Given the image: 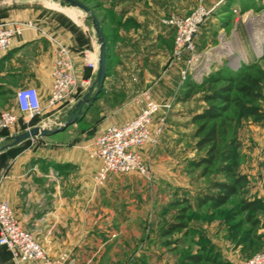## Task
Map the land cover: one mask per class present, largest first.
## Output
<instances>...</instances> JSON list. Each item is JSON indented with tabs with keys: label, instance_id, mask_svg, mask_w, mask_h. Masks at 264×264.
Listing matches in <instances>:
<instances>
[{
	"label": "crops",
	"instance_id": "obj_1",
	"mask_svg": "<svg viewBox=\"0 0 264 264\" xmlns=\"http://www.w3.org/2000/svg\"><path fill=\"white\" fill-rule=\"evenodd\" d=\"M174 7L172 0H124L115 7L123 18L118 32L108 36L101 24L107 45L103 86L81 110L76 104L87 91L71 101L47 107L51 67L56 43H60L70 50L77 76L90 78L92 86L99 55L92 27L81 25L74 11H63L73 21L37 18L30 12L8 14L5 19L35 21L37 26L13 38L9 49L0 53V95H11L8 110L18 113L14 93L19 88L34 87L42 106L39 125L53 128L80 114L76 123L95 122L98 135L107 126L134 118L141 106L137 105V95L147 86L154 101H167L175 92L180 65H170L166 43H172V32L161 20L174 15ZM127 17L140 28L131 24L126 28ZM180 96L176 98L178 104L188 102L179 101ZM77 124L25 140L31 141L16 152L11 150L20 144L1 152L5 155L0 157V200L8 203L21 227L31 233L49 257L66 255L65 264H172L174 258L167 257L169 248L111 244L116 237L130 235L129 223L144 212L157 213L164 205L132 197V183L116 175L95 188L92 177L100 163L89 158L95 137L71 133ZM32 127L35 125L20 121L14 130L21 132L15 135ZM122 190L126 196H120ZM213 248L223 264L241 263L242 259L223 253L217 244Z\"/></svg>",
	"mask_w": 264,
	"mask_h": 264
},
{
	"label": "rangeland",
	"instance_id": "obj_2",
	"mask_svg": "<svg viewBox=\"0 0 264 264\" xmlns=\"http://www.w3.org/2000/svg\"><path fill=\"white\" fill-rule=\"evenodd\" d=\"M76 1L86 6L94 14L100 25L104 26L108 36H114L122 27L123 18L117 14L115 7L120 2L124 3V0ZM172 1L175 5L174 15L170 16L185 18L196 8L195 0ZM215 1L206 0L205 4L209 7ZM122 5L124 6V4ZM239 7L240 12L237 15L230 11L219 12L218 9L207 16L193 39L192 52L185 47L180 57L175 56L173 33L172 43H166L170 50V65H180L178 69L179 80L174 89L175 92L169 95L167 101L163 102L171 101L172 105L169 113L165 116V122L161 134L156 139L155 146L153 147V144L145 145L139 150L141 165L147 174L132 172L116 175L126 178L127 183H132V197H136L138 200H154V203H163L164 206H159L157 213L144 212L139 219L129 223L127 227L131 230L130 235L114 238L112 245L169 248L167 257L174 258L171 260L172 264H187L186 257L199 254L201 250L198 248L201 246H205V250L208 251L209 246L213 247L214 244H217L223 253H230L236 259H242L241 262L264 249V167L262 166L264 161V120L243 119L236 131L237 140L241 144L238 153L239 172L247 177L245 188L226 205L218 209L212 208L211 204L197 208L196 198L206 193H219L218 190L212 188V185L214 182H222L224 179L214 169L210 174L203 176L201 168L197 169L192 165L203 155L194 147L196 141L193 137L195 126L190 124L189 118L195 111H200L204 105L200 95L194 96L187 103L178 104L176 101V98L181 95L185 88L186 80L200 83L204 77L218 69L236 71L242 65L256 64L258 68L264 71V50L259 57L255 55L250 41L252 24L249 21L250 19L260 20L264 17V0H239ZM64 10L67 12L74 11L79 15L80 24L91 28V22L86 13L78 8L61 6L58 0H0V21L9 20L5 18L11 13L29 12L37 14V18L50 17L51 19L62 18L64 21H73L63 12ZM124 21L127 22L126 28L131 26L140 28L139 24L133 25L134 20L130 21L129 17L125 18ZM32 22L36 25L35 21ZM130 24L131 26L128 27ZM229 49H233L234 54L238 57L240 54L244 56L239 58L237 68L232 67L230 56L226 54ZM188 68L191 69L189 72ZM183 72L187 73L185 79H182ZM148 87L143 90L142 94L138 93L137 105H140V102L144 100L143 98L147 96L153 100ZM10 101V94L0 95V112L9 109L7 106ZM259 105L264 108V102H260ZM41 119L42 116L40 115L33 118L23 116L21 121L31 124V126L38 124L37 126L46 127L42 124L39 125ZM79 119L76 118L72 125L77 124ZM90 122L77 124L71 133H88L91 138L96 137V124ZM61 125L63 123L56 125V127ZM18 132L12 130L6 131L5 134L0 133V147L9 142L5 138ZM22 132H24L23 129ZM28 142L20 144L16 149L24 148ZM107 179L108 177L104 183ZM104 183L94 185V187H102ZM121 193L120 196H126L123 194L124 190ZM183 198H187L193 204L192 210L188 212L190 225L187 232L162 237L161 232L174 221L176 215L175 209L170 205ZM241 199L260 200L259 209L255 212L256 216L260 217L257 225L254 226L246 220L247 213L229 218L230 213L234 211ZM147 209L149 210V207ZM197 236L198 239L195 240ZM200 237H203V241L200 240ZM196 247L198 248L196 249ZM213 251H215L214 248ZM0 264H9L7 251L1 247Z\"/></svg>",
	"mask_w": 264,
	"mask_h": 264
},
{
	"label": "built area",
	"instance_id": "obj_3",
	"mask_svg": "<svg viewBox=\"0 0 264 264\" xmlns=\"http://www.w3.org/2000/svg\"><path fill=\"white\" fill-rule=\"evenodd\" d=\"M205 1L195 0L196 8L188 17L169 16L161 20V24L174 34L175 56L180 57L185 47L193 51V39L203 20L229 0H216L209 7L206 6ZM231 1L229 10L237 15L240 12L239 0ZM26 29H37V26L30 20L0 21V53L6 52L12 39L21 35ZM86 64L92 67L90 62ZM190 70L188 68V72ZM186 75L187 73L183 72L182 79H185ZM51 78L52 83L47 98L49 108L80 97L91 86L90 78L77 76L70 50L60 43H56L53 52ZM14 98L18 113L10 110L0 112V133L16 129L21 121V115L33 118L42 111L34 87L19 88L14 93ZM143 99L134 118L121 125L107 126L95 137L89 151V158L100 163L93 175L94 185H102L109 175H124L132 172L147 174L141 165L139 150L145 145L155 146L172 103L171 101L157 103L149 96ZM0 246L5 247L10 253L12 264H65L67 260L66 255L49 257L31 233L21 227L8 203L2 200H0ZM240 264H264V249Z\"/></svg>",
	"mask_w": 264,
	"mask_h": 264
},
{
	"label": "trees",
	"instance_id": "obj_4",
	"mask_svg": "<svg viewBox=\"0 0 264 264\" xmlns=\"http://www.w3.org/2000/svg\"><path fill=\"white\" fill-rule=\"evenodd\" d=\"M231 2L229 0L219 12L230 11ZM184 85L179 101L187 102L200 95L204 104L199 112L195 111L190 116V124L195 126L194 147L203 153L192 165L197 169L201 168L203 176L214 169L224 179L212 185L219 193H206L197 197L196 207L211 204L212 208L218 209L247 185L246 175L239 172L238 153L241 144L237 140L236 131L243 119L264 120V108L259 105L264 102V71L256 64L242 65L236 71L218 69L204 77L200 83L186 80ZM5 133L6 131L1 132ZM16 148L11 151L20 150ZM4 155L0 153V157ZM262 166L264 167V161ZM259 203V199H241L229 218L247 213L246 220L255 226L260 218L255 213L259 209ZM170 206L175 209L176 215L174 221L161 232L162 237L186 233L190 225L188 212L192 210L193 204L187 198L175 201ZM202 238L200 240L203 241ZM0 247L7 251L5 247ZM199 250V254L186 257L187 264H223L212 246H209L208 251L205 246L199 247ZM7 255L9 262L11 256L8 251Z\"/></svg>",
	"mask_w": 264,
	"mask_h": 264
},
{
	"label": "water",
	"instance_id": "obj_5",
	"mask_svg": "<svg viewBox=\"0 0 264 264\" xmlns=\"http://www.w3.org/2000/svg\"><path fill=\"white\" fill-rule=\"evenodd\" d=\"M58 1L60 2L61 6L78 8L79 10L83 11L84 13L88 15L90 22H91L92 30L94 31L97 44L99 47V55H98V61H97L98 67H97V73H96V77L93 82V85L88 89L85 96L80 101H78L76 104V107L80 108L81 110L82 105L84 103H87V105H89L96 98V96L100 93L102 89L103 82L105 79V72H106L105 60H106L107 45H106L103 31H102L99 21L96 19L94 14L91 13V11L86 6H84L83 4H81L80 2L76 0H58ZM94 88L95 90H94L92 97L88 99V97L90 96ZM79 115L80 114H74L70 119H68L65 123H63V125L58 126V127L49 128V127L35 126L20 134L7 137L5 138V140L9 142L0 147V153L10 147H13V146H16L22 143L25 140L37 137L38 135L47 136V135H51L53 133L59 132L65 129L67 126L71 125L73 121L79 117Z\"/></svg>",
	"mask_w": 264,
	"mask_h": 264
},
{
	"label": "bare ground",
	"instance_id": "obj_6",
	"mask_svg": "<svg viewBox=\"0 0 264 264\" xmlns=\"http://www.w3.org/2000/svg\"><path fill=\"white\" fill-rule=\"evenodd\" d=\"M252 30L250 31V41L253 46L255 55L259 57L263 53L264 48V17L262 19H250ZM230 56L231 65L237 68L239 65V58H243L242 54L236 56L233 49H229L226 53Z\"/></svg>",
	"mask_w": 264,
	"mask_h": 264
}]
</instances>
